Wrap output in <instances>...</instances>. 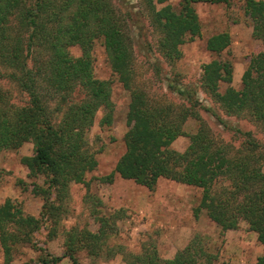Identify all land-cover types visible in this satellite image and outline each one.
Here are the masks:
<instances>
[{"label":"trees","instance_id":"1","mask_svg":"<svg viewBox=\"0 0 264 264\" xmlns=\"http://www.w3.org/2000/svg\"><path fill=\"white\" fill-rule=\"evenodd\" d=\"M199 1L225 3L229 0H180L179 9L166 4L155 11L154 18L163 28L161 48L165 57L179 58L185 35L190 34L193 39L200 34L201 25L195 10ZM245 9L253 22L254 36L264 43V0H246ZM114 13L109 0H0V62L20 70L19 75L14 72L12 76L29 94L26 105L7 108L3 107L6 101L4 93L0 92V152L17 149L23 142L32 140L34 154L23 156L21 161L28 167L30 176L44 174L49 183L48 188L35 185V192L44 194L42 218L25 215L9 198L0 204V242L8 264L12 260L13 246L30 242L33 231L40 228L45 216L59 224L64 207L51 200L50 188H55L62 200L69 184L84 181L88 170L97 165L94 153L84 148L85 136L99 109L106 110L101 125L111 124L114 107L112 81L95 76L92 53L95 38H104L112 70L126 87L131 86L130 44ZM230 38L227 32L214 34L209 37L207 48L221 52L230 45ZM36 44L50 50L49 59L38 73L28 66ZM75 45L81 49L79 56L71 54L70 48ZM253 71L257 77L250 79L242 90L230 86L224 93L219 91L218 82L232 81L230 62L207 63L203 78L227 114H248L252 120L264 124V49L247 69L249 75ZM169 86L182 95L187 94L182 86L175 83ZM79 89L85 94L82 101L74 102L72 94ZM44 90L52 97L59 94L67 106L58 123L53 120ZM132 94L129 110L132 124L125 134L127 150L108 178L118 172L151 190L160 178L203 187L200 206L211 204L210 218L225 230L237 228L240 221H245L264 243V144L251 131H244L241 132L245 136L243 148L233 153L230 145L216 147L209 130L204 132V128H200L189 134L191 143L182 153L172 144L178 136L186 134L184 125L188 117L197 116L194 108L185 106L183 112L170 114L167 107L152 102L143 90H133ZM221 178H225L228 185L220 191H210ZM110 221L106 216L100 217V227L91 232V239L107 238L111 234L108 229L115 230ZM77 234L81 240L82 232L68 231L67 240L73 245ZM66 255L73 264H80L75 252L69 251ZM62 258L48 255L37 264H58ZM138 259L142 264H162L156 249L144 251ZM165 264L192 262L178 255ZM259 264H264V255L259 257Z\"/></svg>","mask_w":264,"mask_h":264},{"label":"rangeland","instance_id":"2","mask_svg":"<svg viewBox=\"0 0 264 264\" xmlns=\"http://www.w3.org/2000/svg\"><path fill=\"white\" fill-rule=\"evenodd\" d=\"M109 1L130 44L131 86L126 87L112 70L104 38H95L92 51L95 76L112 81L114 107L113 122L101 125L106 110L99 109L85 136L84 148L94 153L97 165L88 170L84 181L71 182L62 200L57 190L50 188L51 200L64 207L59 224L45 216L40 228L33 231L30 242L13 246L9 264H37L48 255L63 256L58 264H73L66 255L69 251L75 252L80 264H142L139 256L154 249L162 264L178 255L188 258L192 264H259V257L264 255V243L259 240L258 233L245 221H240L237 228L223 229L209 216L211 204L200 206L203 187L160 178L151 190L118 172L108 178L127 150L125 134L132 124L129 110L133 90H143L152 102L167 107L170 114L183 112L185 106L194 108L197 116L188 117L184 125L186 134L178 136L172 144L182 153L191 143L189 134L200 128H204V132L209 130L216 147L230 145L233 153L243 148L245 136L241 132L244 131H251L264 144V124L252 120L248 114H227L203 78L204 66L214 60L232 64V81L222 79L218 82L222 93L230 86L242 90L250 79L257 77L256 71L249 75L247 69L264 49V43L253 34L254 25L245 9L246 0L197 2L195 10L201 32L193 39L190 34L185 35V41L180 44L182 54L174 60L163 53V28L154 13L166 4L179 9L180 0L164 3L158 0ZM224 32L231 36L230 45L221 52L209 50V37ZM70 51L73 56L81 54L78 45L72 46ZM49 57L47 46L36 44L28 58V66L38 73ZM14 72L20 74L19 69L0 62V92L8 103H3V107L26 105L29 100L28 92L12 76ZM41 83L45 85L44 81ZM170 83L182 86L187 94L172 90ZM44 92L46 94L47 90ZM84 94L81 89L73 93L74 102H80ZM46 95L53 120L58 123L67 106L59 94ZM33 154L32 140L23 142L17 149L0 152V204L9 198L25 215L42 218L44 194L36 193L35 185L48 188L49 183L44 174L30 176L28 167L21 161L23 156ZM224 179L215 182L210 191L217 192L227 186ZM102 216L111 220L109 223L115 230L108 229L111 234L107 238L92 240L91 232L98 230ZM75 229L82 232L83 238L78 240V233L73 245L67 239L68 231ZM0 264H8L1 242Z\"/></svg>","mask_w":264,"mask_h":264}]
</instances>
